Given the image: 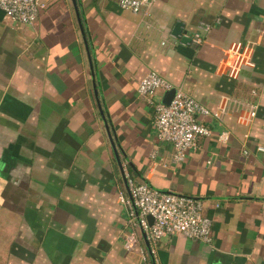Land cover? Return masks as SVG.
<instances>
[{
    "label": "crops",
    "instance_id": "1",
    "mask_svg": "<svg viewBox=\"0 0 264 264\" xmlns=\"http://www.w3.org/2000/svg\"><path fill=\"white\" fill-rule=\"evenodd\" d=\"M46 1L31 25L0 8V264H264V0H155L140 13ZM236 42L254 52L234 79ZM151 71L221 114L201 118L212 134L183 161L138 92ZM124 171L202 200L212 240L167 236L149 255L119 199Z\"/></svg>",
    "mask_w": 264,
    "mask_h": 264
},
{
    "label": "built area",
    "instance_id": "2",
    "mask_svg": "<svg viewBox=\"0 0 264 264\" xmlns=\"http://www.w3.org/2000/svg\"><path fill=\"white\" fill-rule=\"evenodd\" d=\"M122 9L134 13L147 11L155 0H115ZM46 0H0V8L5 17L22 24H33L39 15L47 8ZM200 40V38H199ZM254 43H233L226 52L231 59L225 63L224 72L231 78H238L242 68L253 65L252 56ZM175 88L176 93L169 104L155 99L158 92L165 93ZM138 92L153 105L155 109L154 126L158 138L172 144L174 159L185 160L190 150L198 147L199 138L212 134L208 125L201 120L202 117H221L219 112L189 95L182 87L176 86L156 71L149 72L139 83ZM256 90L252 94H256ZM258 105L249 104V110L244 121L250 123L257 114ZM228 138L226 132L219 134V139ZM264 151V147H259ZM125 180L127 192H120L119 199L126 205L131 221L137 229L145 233L149 242L147 253H155L152 246L161 239L172 235H182L189 239L205 242L212 240V224L210 217L203 213V201L193 196L178 195L173 192L161 191L148 182H138L127 172ZM149 216L154 221L150 222ZM134 246H138L144 260H147L145 248L138 241L137 235L131 239ZM148 257V256H147Z\"/></svg>",
    "mask_w": 264,
    "mask_h": 264
},
{
    "label": "water",
    "instance_id": "3",
    "mask_svg": "<svg viewBox=\"0 0 264 264\" xmlns=\"http://www.w3.org/2000/svg\"><path fill=\"white\" fill-rule=\"evenodd\" d=\"M85 39H86V37H85ZM86 41H87V40H86ZM175 93H176V89H175V88H173V89H171V90H169V91H166V92L164 93L163 97H162V102L165 103V104H169V103L171 102L173 96L175 95ZM100 109H101V111H103L101 107H100ZM107 129H108V131H109L110 128L107 127ZM109 134H110V137H111V140H112L113 146H114V148H115V150H116L117 148H116V144H115V142H114V138H113V136H112L111 133H109ZM149 220H150L151 223H153V221H154V219H153L152 216H149ZM144 235H145V234H144ZM146 243H147V245L149 246V242H148L147 240H146Z\"/></svg>",
    "mask_w": 264,
    "mask_h": 264
}]
</instances>
